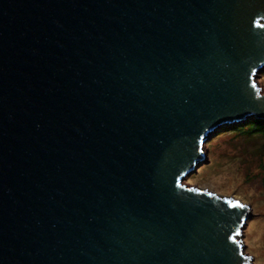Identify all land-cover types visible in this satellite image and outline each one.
<instances>
[{
    "label": "water",
    "instance_id": "obj_1",
    "mask_svg": "<svg viewBox=\"0 0 264 264\" xmlns=\"http://www.w3.org/2000/svg\"><path fill=\"white\" fill-rule=\"evenodd\" d=\"M263 69L264 0H0V264H250L183 182Z\"/></svg>",
    "mask_w": 264,
    "mask_h": 264
},
{
    "label": "rangeland",
    "instance_id": "obj_2",
    "mask_svg": "<svg viewBox=\"0 0 264 264\" xmlns=\"http://www.w3.org/2000/svg\"><path fill=\"white\" fill-rule=\"evenodd\" d=\"M257 85L264 94V69L257 74ZM236 124L224 125L204 145L205 160L187 176L184 184L233 197L252 207V216L242 229L241 241L252 257L250 264H264V185L258 150L264 138L241 137Z\"/></svg>",
    "mask_w": 264,
    "mask_h": 264
},
{
    "label": "trees",
    "instance_id": "obj_3",
    "mask_svg": "<svg viewBox=\"0 0 264 264\" xmlns=\"http://www.w3.org/2000/svg\"><path fill=\"white\" fill-rule=\"evenodd\" d=\"M234 129L238 131L239 136L247 138H264V121L253 119L250 122L243 124V126H236ZM261 157V169L264 173V144L258 150ZM264 185V175L262 177Z\"/></svg>",
    "mask_w": 264,
    "mask_h": 264
},
{
    "label": "snow or ice",
    "instance_id": "obj_4",
    "mask_svg": "<svg viewBox=\"0 0 264 264\" xmlns=\"http://www.w3.org/2000/svg\"><path fill=\"white\" fill-rule=\"evenodd\" d=\"M241 207H243V205H241Z\"/></svg>",
    "mask_w": 264,
    "mask_h": 264
}]
</instances>
